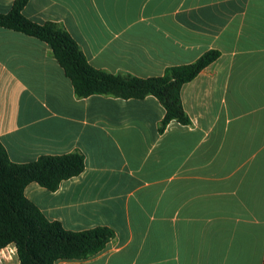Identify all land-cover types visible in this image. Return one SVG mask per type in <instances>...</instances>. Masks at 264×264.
<instances>
[{
  "label": "crops",
  "instance_id": "0c3cea01",
  "mask_svg": "<svg viewBox=\"0 0 264 264\" xmlns=\"http://www.w3.org/2000/svg\"><path fill=\"white\" fill-rule=\"evenodd\" d=\"M14 0H0L7 13ZM88 62L110 73L161 75L218 56L180 88L189 118L158 125L153 95L75 96L46 42L0 26V142L8 158L78 149L84 168L24 196L70 231L113 235L98 252L55 264H262L264 0H28ZM13 244L0 264H17Z\"/></svg>",
  "mask_w": 264,
  "mask_h": 264
},
{
  "label": "trees",
  "instance_id": "16d2710c",
  "mask_svg": "<svg viewBox=\"0 0 264 264\" xmlns=\"http://www.w3.org/2000/svg\"><path fill=\"white\" fill-rule=\"evenodd\" d=\"M27 1L14 0L7 13H0V26L49 44L52 56L70 79L76 97L103 94L140 99L153 95L165 109L159 132L171 120L189 123L181 104V85L209 65L218 51L208 50L192 62L166 67L161 75L143 78L125 72L110 73L93 67L76 41L57 23H40L27 18L22 13ZM83 168L84 156L78 149L15 163L8 158L0 142V248L13 244L17 264H55L59 259L86 258L101 250L112 237V230L104 226L66 230L59 221L48 220L24 196V187L30 182L55 190L62 180L78 175Z\"/></svg>",
  "mask_w": 264,
  "mask_h": 264
}]
</instances>
